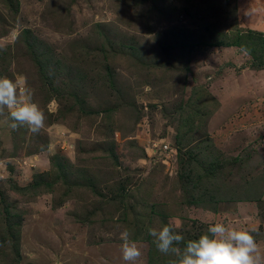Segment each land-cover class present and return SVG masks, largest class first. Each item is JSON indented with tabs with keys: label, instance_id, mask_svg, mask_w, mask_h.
<instances>
[{
	"label": "rangeland",
	"instance_id": "rangeland-1",
	"mask_svg": "<svg viewBox=\"0 0 264 264\" xmlns=\"http://www.w3.org/2000/svg\"><path fill=\"white\" fill-rule=\"evenodd\" d=\"M0 77L47 117H0V264H168L177 221L264 256V0H0Z\"/></svg>",
	"mask_w": 264,
	"mask_h": 264
},
{
	"label": "clouds",
	"instance_id": "clouds-1",
	"mask_svg": "<svg viewBox=\"0 0 264 264\" xmlns=\"http://www.w3.org/2000/svg\"><path fill=\"white\" fill-rule=\"evenodd\" d=\"M247 54V49L241 50ZM0 117L9 121L12 130L25 128L38 135L46 127L45 110L34 99V92L27 78L13 80L0 77ZM49 151L55 152V144ZM174 226L149 227L147 234L152 238L156 250L164 256H172L168 264H264L256 237L247 229L237 228L224 222H214L197 238L186 239ZM121 259L127 264H137L142 255L132 233L120 232Z\"/></svg>",
	"mask_w": 264,
	"mask_h": 264
},
{
	"label": "trees",
	"instance_id": "trees-1",
	"mask_svg": "<svg viewBox=\"0 0 264 264\" xmlns=\"http://www.w3.org/2000/svg\"><path fill=\"white\" fill-rule=\"evenodd\" d=\"M254 34H251V33H248V34H246V35H242V36H253ZM235 42H237V41H235Z\"/></svg>",
	"mask_w": 264,
	"mask_h": 264
}]
</instances>
